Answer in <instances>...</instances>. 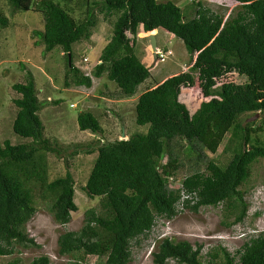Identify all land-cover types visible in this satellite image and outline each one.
<instances>
[{"label":"trees","instance_id":"obj_1","mask_svg":"<svg viewBox=\"0 0 264 264\" xmlns=\"http://www.w3.org/2000/svg\"><path fill=\"white\" fill-rule=\"evenodd\" d=\"M8 1L15 10L31 11L34 7L43 14L44 30H35L33 35L43 43L44 54L56 47L63 50L67 63L65 87L73 83L91 88L92 77L107 73L123 96H134L151 76L150 68L136 54L141 27L144 34H154L157 29L169 32L182 40L191 56L188 71L165 79L139 96L136 123L148 126L146 132L97 147L94 166L82 189L90 198L100 197L102 211L88 209L79 231L59 236L58 253L68 260L57 264H87L84 246L89 241L96 244L105 264H130L133 243L150 235L158 218L176 217L180 205L193 212L227 205L222 225L229 228L245 220L248 203L241 187L249 180L252 165L264 157V146L256 136L264 131V0H233L239 4L238 9L226 21L201 1L186 9L157 0ZM73 3L81 8L82 18L73 16ZM99 15L108 21L113 19L112 35L100 62L87 76L75 66L73 50L76 43L92 38ZM7 24L0 10V25ZM230 73L246 81L240 84L230 80L217 87V81ZM197 79L206 99L191 114L180 95L183 88H193ZM24 80L13 85L20 95L14 101L17 114L13 131L31 142L0 141V257L14 255L18 246H36L26 233L27 223L37 212L36 193L48 199L55 222L62 226L78 211L73 174L67 172L48 181L43 151H60L44 137L39 115L44 102L39 99L31 71H26ZM246 113H260V125H243L240 117ZM77 122L82 131H102L92 112H80ZM229 132L234 149L226 166L209 160L205 170L195 169L179 188L170 187L169 182L183 165L180 155L170 148L175 140L188 142L194 152L200 146L215 154ZM201 158L198 154L197 159ZM203 248V244L194 247L187 240L165 237L157 241L153 260L155 264H168L170 260L175 264H264V232L251 236L233 255L219 246L207 253V263L202 259ZM31 264L54 263L48 256H40Z\"/></svg>","mask_w":264,"mask_h":264},{"label":"rangeland","instance_id":"obj_2","mask_svg":"<svg viewBox=\"0 0 264 264\" xmlns=\"http://www.w3.org/2000/svg\"><path fill=\"white\" fill-rule=\"evenodd\" d=\"M169 1L181 9L201 1L205 7L220 14L224 20L228 19L232 12H236L239 5L233 0H157L158 3ZM72 8L75 18L83 17L81 8L76 7L74 3ZM0 10L8 20L7 26L0 25V141L10 140L12 144L31 142V139H24L13 131V121L17 114L14 101L20 96L14 91L13 85L24 82L25 73L29 70L34 76L39 99L44 102L39 112L45 127L44 137L53 142L60 151V153L43 151L46 157L48 181L71 172L76 182L75 201L78 206V211L72 213L71 221L62 226L55 222L49 210L48 199L43 198L40 192L36 193L37 212L26 226V233L35 240L36 246H18L14 255L0 257V264H11L14 261H17V264H31L34 258L40 256H48L54 264H57L68 260L58 253L59 236L67 231H79L84 224L88 209L95 208L98 212L102 211L100 197L90 198L82 189L94 166L98 154L97 147L115 139H127L132 134L146 132L148 126H139L136 123L135 105L139 96L162 83L166 78L188 71L192 66L191 56L182 40L163 29H158L154 34L157 35L159 49L163 52L171 51L164 60H160L151 48L150 33L144 34L141 27L137 37L136 54L150 68L151 76L138 87L134 96H123L116 83L108 79L107 73L101 78L93 77L91 88L76 86L73 83L65 87L67 63L63 50L56 47L50 53L44 54L43 43L33 35L35 30H44L43 14L34 7L31 11L15 10L8 0H0ZM112 23V18L108 21L104 15H99L98 23L92 29V38L78 42L74 46L75 66L85 68L86 73L94 70L100 62L103 48L111 39ZM22 65L25 66L24 69ZM230 80L242 84L246 78L230 73L217 81V87ZM199 85L197 79L193 88L181 90V102L188 107L191 114H194L201 102L206 99ZM84 111L92 112L99 120L102 127L100 133L93 134L79 129L77 117ZM261 119L260 113L258 117L246 113L241 115L240 122L243 125L254 122V126L257 127ZM256 136L264 146V131L258 132ZM230 138L231 132L226 135L215 154L202 150L200 146L197 147V152H194L188 142L175 140L170 148L173 149L174 154L180 155L183 165L174 180L169 182L170 187L179 188L184 178L195 169L205 170L209 160H214L220 166H226L232 158L234 149V143ZM93 149L94 151H90ZM186 152L190 156H187ZM198 154L202 156L201 161L197 159ZM197 161L200 162L195 166ZM241 190L248 203L247 216L243 222L230 228L222 225L227 205L202 207L198 212L183 209L180 205L176 217L170 220L158 218L150 235L141 237L133 243L130 264H155L153 252L157 241L165 237L187 240L194 247L203 244L202 259L205 263L209 259L207 253H212L219 246L226 248L232 255L236 254L251 236L264 232V157L252 165V174L242 185ZM85 245L87 264H105V258L99 256V249L95 243L89 241ZM168 264L175 262L170 260Z\"/></svg>","mask_w":264,"mask_h":264},{"label":"clouds","instance_id":"obj_3","mask_svg":"<svg viewBox=\"0 0 264 264\" xmlns=\"http://www.w3.org/2000/svg\"><path fill=\"white\" fill-rule=\"evenodd\" d=\"M227 20V19H226ZM226 20H224V21H226ZM143 28V27H142ZM158 30V29H157ZM145 32V31H144ZM150 33V32H149ZM169 33V32H168ZM151 34V33H150ZM172 35V34H171ZM157 35L155 34V37H156ZM173 36V35H172ZM150 41V40H149ZM159 51V52H158ZM160 54H163V55H165V57L167 56V55H170L171 54V51L170 50H168V51H166V52H163V50L162 49H159V47H158V45H157V51H156V54H155V56L157 57V58H159V56H160ZM160 59V58H159ZM77 67V66H76ZM79 69L85 74V75H87V76H91L92 75V72L91 73H86L85 72V68H80L79 67ZM93 71V70H92ZM173 76V75H172ZM171 77V76H170ZM93 78V77H92ZM167 79V78H166ZM181 100V99H180Z\"/></svg>","mask_w":264,"mask_h":264},{"label":"water","instance_id":"obj_4","mask_svg":"<svg viewBox=\"0 0 264 264\" xmlns=\"http://www.w3.org/2000/svg\"><path fill=\"white\" fill-rule=\"evenodd\" d=\"M149 40H150L151 48H152L153 53L155 55L156 51H157V40H156L155 34H150ZM256 116L258 117V114H256Z\"/></svg>","mask_w":264,"mask_h":264},{"label":"built area","instance_id":"obj_5","mask_svg":"<svg viewBox=\"0 0 264 264\" xmlns=\"http://www.w3.org/2000/svg\"><path fill=\"white\" fill-rule=\"evenodd\" d=\"M159 58H160V60H164V58H165V55H163V54H160Z\"/></svg>","mask_w":264,"mask_h":264}]
</instances>
